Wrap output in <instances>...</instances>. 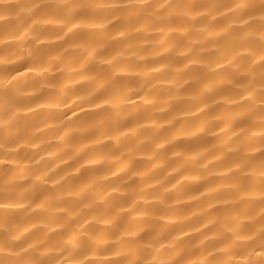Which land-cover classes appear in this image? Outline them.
<instances>
[{
	"label": "clouds",
	"instance_id": "9594fccd",
	"mask_svg": "<svg viewBox=\"0 0 264 264\" xmlns=\"http://www.w3.org/2000/svg\"><path fill=\"white\" fill-rule=\"evenodd\" d=\"M0 264H264V0H0Z\"/></svg>",
	"mask_w": 264,
	"mask_h": 264
}]
</instances>
